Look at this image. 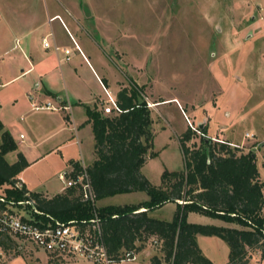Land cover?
I'll return each mask as SVG.
<instances>
[{"label":"rangeland","instance_id":"1","mask_svg":"<svg viewBox=\"0 0 264 264\" xmlns=\"http://www.w3.org/2000/svg\"><path fill=\"white\" fill-rule=\"evenodd\" d=\"M257 1L0 0V39L13 17L29 19L32 24L37 18L55 16L47 23V28L54 29L64 22L111 94L127 88L137 93L139 101L146 102L153 119L154 155L146 156L142 172L158 186L164 172L183 170L178 139L189 124L194 128L202 124L206 138L242 146L240 152L260 149L256 142L264 137V4L257 7ZM4 58L9 59V54ZM71 59L78 76L86 80L88 88L93 85L97 93L98 86L86 67L74 54ZM100 98L101 103L107 99L103 92ZM18 123L16 128L20 130ZM247 131H254V136L245 138ZM198 142L199 137H194L188 146ZM75 150L73 153H78ZM92 151L90 145L89 153ZM90 156L85 163H89ZM77 159L80 161V157ZM51 163L48 165L54 166V161ZM44 164L30 166L27 174L32 175ZM147 200L145 192L136 191L96 200L95 207L137 205ZM13 210L28 218L21 208ZM175 212L176 205L169 202L150 214L170 222ZM186 221L224 226L220 220L195 212H189ZM16 242L21 248L14 247L7 255L2 251L5 258L18 253L30 264L41 262V256L45 264L64 262L22 239ZM147 242L160 254L150 238ZM220 244L217 251L204 250L216 263L228 259V245L222 240Z\"/></svg>","mask_w":264,"mask_h":264},{"label":"trees","instance_id":"2","mask_svg":"<svg viewBox=\"0 0 264 264\" xmlns=\"http://www.w3.org/2000/svg\"><path fill=\"white\" fill-rule=\"evenodd\" d=\"M116 104L120 112L110 114L85 107L92 124L96 155L85 170L95 201L142 191L148 196L146 202L96 208L82 199L78 187L68 188L51 199L27 192L24 187L14 188L17 176L27 164L20 154L13 164L5 160V155L14 152L17 146L1 121L0 193L14 202L33 200L39 212L62 223L97 218L106 251L115 262L127 252L136 251V242L153 238L161 256L152 257L151 264H213L199 248L198 236L224 241L229 248L226 264H252L256 251L264 258V184L259 179L254 150L240 152L242 148L238 145L206 138L205 128H196L199 133L186 128L178 139L183 170L164 172L161 183L154 186L141 173L146 156L154 155L150 109L145 101L137 99L135 91L127 88L117 92ZM194 137H199L198 144L188 146ZM81 168L73 164L74 174ZM169 202L176 205L172 221L150 216L151 211ZM189 212L235 227L188 223ZM12 238L16 237L0 234V249L6 255L12 248H18Z\"/></svg>","mask_w":264,"mask_h":264},{"label":"crops","instance_id":"3","mask_svg":"<svg viewBox=\"0 0 264 264\" xmlns=\"http://www.w3.org/2000/svg\"><path fill=\"white\" fill-rule=\"evenodd\" d=\"M263 4L264 0H259L256 6L261 8ZM54 17H50L48 20H38L37 18L32 24L29 19L10 18L9 26L6 27L7 32L2 40L0 39V63L2 60V64H0V121L17 146L14 152L5 155V160L9 164H13L17 161V156L22 155L27 165L19 173L17 179L22 181V186L27 192L38 193L47 199L66 192L68 188L62 181L61 175L66 173V178L72 177L74 175L73 164L76 163L86 168L96 159L92 124L88 122L85 107L88 106L90 109L104 114L103 106L106 105L107 99L101 103L102 92L106 97L108 93L115 100V94H117V90L114 95L111 94L108 87L104 85L103 80L93 69L87 55L64 22H60L57 29L51 26L47 28L48 21ZM252 18L256 19L255 16ZM63 31L68 38H65ZM36 34L37 36H35ZM43 40L50 42L48 48L43 46ZM69 42L73 44L72 47H69ZM55 47H58L59 51H55ZM63 49L70 51L68 59L61 51ZM8 54L9 59L6 60L4 57ZM72 54L78 59L81 66L86 67L91 80L98 86L97 93L93 92V85L88 88L86 80L84 81L78 76L77 69L70 65ZM47 102L67 108L53 111L32 107L33 103L44 105ZM17 122L20 123V130L23 131L16 128ZM246 133L253 134V136L255 134L254 131ZM256 143V145H260V149L254 151L256 165L259 179L264 184L262 178L264 176V154H261V151L264 150V137ZM90 145L93 146L91 153H89ZM75 148L78 153H73L76 151ZM84 148L88 150V154H84ZM88 156H90L89 163H85V158ZM51 157H54V160H50ZM78 157H80V161L77 159ZM49 160L50 162H47ZM51 161H54V166L50 165ZM41 162H45L46 168L44 165L39 166L32 175L27 174L30 166ZM48 163L50 164L48 165ZM142 169L141 173L143 174ZM53 179L60 182L56 184L52 182ZM25 201H30L32 206L29 204L16 205L13 209L19 208L20 210L21 208V211L26 212L28 218L25 219L46 223L41 217L44 216L47 219L50 216L39 212L33 200ZM35 215L39 218L36 219ZM221 227L229 226L224 223V226ZM20 239L19 237L12 238L15 243H18L16 241ZM150 239L152 242L154 241L153 238ZM147 241L135 243L137 249L134 251L136 255L134 261H118L116 264L127 262L151 264L152 257L161 255L154 251L152 245ZM220 243L221 239L216 237H197V244L203 255L213 264H226L228 261L227 259L225 262L216 263L204 253L205 249L217 251ZM18 248L21 246L19 245ZM3 254L0 249V264H30L22 256H9L7 259ZM49 255L63 260L64 262L61 264H92L82 259ZM40 259L41 262L37 264L46 263L44 256H41ZM263 261L264 258L260 257L258 251L252 254V264H261Z\"/></svg>","mask_w":264,"mask_h":264},{"label":"built area","instance_id":"4","mask_svg":"<svg viewBox=\"0 0 264 264\" xmlns=\"http://www.w3.org/2000/svg\"><path fill=\"white\" fill-rule=\"evenodd\" d=\"M43 46L45 48L49 47L46 40H43ZM54 49L55 51H59L58 47ZM61 51L66 55V59H68L70 51L67 49ZM32 107L34 109H47L53 111L67 108L56 106L51 102H47L44 105L33 103ZM103 112L104 114L120 112L116 100L107 96V102L106 105L103 106ZM189 126L192 130L199 133L196 128L192 127L190 124ZM244 137L249 139L253 137V134L245 133ZM237 147L242 148V146ZM61 179L67 188H80L82 199L89 202L92 206H95V196L92 192L90 180L84 167L70 178H66V173H63ZM22 187V181L17 179L14 188L21 189ZM23 204L32 206L30 201L14 202L0 193V234L24 239L35 248L57 257L77 260L82 259L92 264H116L106 251L99 228V220L97 218L90 221H82L80 223L76 221L62 223L48 217L49 221L47 223H41L35 220L25 219L13 211L14 206ZM153 244L156 245L157 241L154 240ZM135 259L136 255L134 251H129L121 257L120 262L134 261Z\"/></svg>","mask_w":264,"mask_h":264},{"label":"water","instance_id":"5","mask_svg":"<svg viewBox=\"0 0 264 264\" xmlns=\"http://www.w3.org/2000/svg\"><path fill=\"white\" fill-rule=\"evenodd\" d=\"M197 127H198L199 129H201V128L203 127V125H202V124H199Z\"/></svg>","mask_w":264,"mask_h":264}]
</instances>
